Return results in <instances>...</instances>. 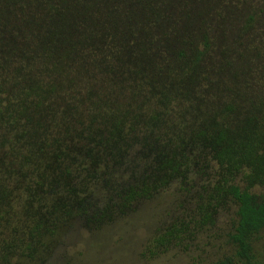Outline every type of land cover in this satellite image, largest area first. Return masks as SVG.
<instances>
[{"label":"trees","instance_id":"obj_1","mask_svg":"<svg viewBox=\"0 0 264 264\" xmlns=\"http://www.w3.org/2000/svg\"><path fill=\"white\" fill-rule=\"evenodd\" d=\"M175 1L0 0V264H44L62 228L135 212L189 179L194 153L215 182L152 244L233 205L231 252L208 264H264V10L239 14L233 59ZM128 137L154 158L145 171L126 162Z\"/></svg>","mask_w":264,"mask_h":264},{"label":"rangeland","instance_id":"obj_2","mask_svg":"<svg viewBox=\"0 0 264 264\" xmlns=\"http://www.w3.org/2000/svg\"><path fill=\"white\" fill-rule=\"evenodd\" d=\"M263 0H176L175 8L201 14L202 17L194 19L195 25L203 22L220 49V40L224 39L235 59L237 53L243 51V46L236 47L241 38H237L238 29L242 24L245 11L251 8L264 10ZM237 13L232 14L230 10ZM197 8L200 10L198 11ZM219 15L233 16L236 20L223 22ZM218 27L220 29H218ZM224 37L221 38V31ZM216 39V40H215ZM246 41V38H243ZM254 45L258 40L252 39ZM234 44V45H233ZM226 47L225 45H223ZM249 46V45H248ZM251 47V45L249 46ZM219 58H215V66L219 64ZM81 87L78 91L84 92ZM126 97V96H125ZM125 100L124 97H120ZM127 100V99H126ZM57 105L61 113L64 102ZM174 119L176 118L173 114ZM133 143L127 147L125 160L136 172L145 171L144 167L152 163V159H145L140 151L139 143L126 138V143ZM124 145V143H123ZM125 149V147H124ZM189 161V179L183 183L181 180L172 181L160 193L150 201H141L136 205V211L121 216L110 222L86 226L81 221L75 223L74 228H62L61 237L53 241V251L46 256L44 264H208L216 261L225 253H230L228 237L233 231L235 222V207L220 209L217 223L214 226L199 227L194 229L191 224V232L187 237H182L179 242L169 245L167 250L155 248L152 240L157 235L163 234L173 223L181 220L189 221L197 208L199 193L202 184L210 186L215 182L216 169H208L205 175L204 159L191 154ZM147 162V164H145ZM117 174H128L127 170L115 168ZM203 179H202V178ZM237 182L242 185L241 177ZM257 194L264 195V187L254 189ZM72 224V223H71ZM258 244L264 251V231L261 233Z\"/></svg>","mask_w":264,"mask_h":264}]
</instances>
